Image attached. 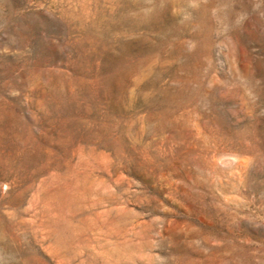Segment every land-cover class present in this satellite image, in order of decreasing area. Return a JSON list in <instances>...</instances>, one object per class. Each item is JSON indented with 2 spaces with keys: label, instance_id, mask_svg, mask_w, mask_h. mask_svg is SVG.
Returning a JSON list of instances; mask_svg holds the SVG:
<instances>
[{
  "label": "rangeland",
  "instance_id": "374dc122",
  "mask_svg": "<svg viewBox=\"0 0 264 264\" xmlns=\"http://www.w3.org/2000/svg\"><path fill=\"white\" fill-rule=\"evenodd\" d=\"M0 264H264V0H0Z\"/></svg>",
  "mask_w": 264,
  "mask_h": 264
}]
</instances>
